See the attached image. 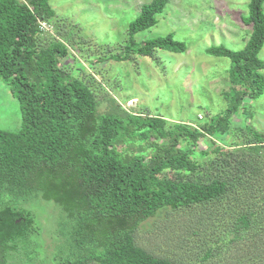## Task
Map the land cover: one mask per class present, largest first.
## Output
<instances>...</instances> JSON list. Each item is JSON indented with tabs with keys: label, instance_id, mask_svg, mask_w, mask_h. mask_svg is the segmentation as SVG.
<instances>
[{
	"label": "trees",
	"instance_id": "obj_1",
	"mask_svg": "<svg viewBox=\"0 0 264 264\" xmlns=\"http://www.w3.org/2000/svg\"><path fill=\"white\" fill-rule=\"evenodd\" d=\"M168 2H144L112 58L158 62L160 50L184 52L187 44L174 32L135 38L158 23ZM248 8L242 20L252 31L242 49H206L232 61L228 106L194 126L129 111L114 96L113 108L99 112L96 87L81 68L62 64L68 45L41 27L54 17L50 0H0V78L22 110L18 130L0 128V264H26L27 254L30 261L42 253L33 208L41 200L53 201L60 214L52 264H197L155 255L135 240L142 222L173 211L200 220L219 213L232 241L264 224V131L230 130L232 115L246 112L245 98L264 95V0H248ZM221 132L237 141L196 149Z\"/></svg>",
	"mask_w": 264,
	"mask_h": 264
},
{
	"label": "rangeland",
	"instance_id": "obj_2",
	"mask_svg": "<svg viewBox=\"0 0 264 264\" xmlns=\"http://www.w3.org/2000/svg\"><path fill=\"white\" fill-rule=\"evenodd\" d=\"M148 1L50 0L54 17L48 23V36H57L68 45L69 56L62 64L65 68H81L82 76L96 87L99 112L113 108L108 97L114 96L129 111H149L198 126L209 119L208 115L225 110L229 102L232 61L209 54L206 49L223 44L239 50L246 45L252 31V26L242 20L249 12L248 0H169L158 14V23L138 32L135 38L141 41L174 32L177 39L186 42V50H160L158 62L138 54L127 61L112 58L122 52L130 22ZM97 56L102 60L98 61ZM259 56L264 59V47ZM245 106L243 116L232 115V133L242 126L264 131V95L257 100L246 97ZM21 126L18 97L0 78V128L15 131ZM232 133L206 136L196 149L214 147L211 141L230 145ZM56 207L48 200L33 204L42 226L37 238V250L42 253L32 254L30 261L27 254L26 264H52L58 243L55 234L61 228ZM214 215V219L200 220L188 211L168 212L142 222L135 240L155 255L176 263L264 264V224L232 241L234 234L227 233L224 218L219 213ZM209 250L212 254L207 256Z\"/></svg>",
	"mask_w": 264,
	"mask_h": 264
},
{
	"label": "built area",
	"instance_id": "obj_3",
	"mask_svg": "<svg viewBox=\"0 0 264 264\" xmlns=\"http://www.w3.org/2000/svg\"><path fill=\"white\" fill-rule=\"evenodd\" d=\"M48 25H49L48 22H44V21L41 22V27H42L43 29H49V28H48Z\"/></svg>",
	"mask_w": 264,
	"mask_h": 264
}]
</instances>
